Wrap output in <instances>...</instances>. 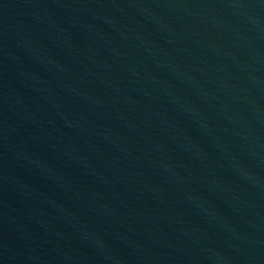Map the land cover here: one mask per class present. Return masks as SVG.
<instances>
[{
  "label": "water",
  "instance_id": "95a60500",
  "mask_svg": "<svg viewBox=\"0 0 264 264\" xmlns=\"http://www.w3.org/2000/svg\"><path fill=\"white\" fill-rule=\"evenodd\" d=\"M0 264H264V0H0Z\"/></svg>",
  "mask_w": 264,
  "mask_h": 264
}]
</instances>
